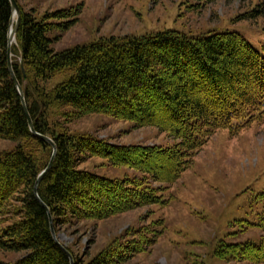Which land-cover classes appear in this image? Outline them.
<instances>
[{"label": "trees", "instance_id": "trees-1", "mask_svg": "<svg viewBox=\"0 0 264 264\" xmlns=\"http://www.w3.org/2000/svg\"><path fill=\"white\" fill-rule=\"evenodd\" d=\"M16 1L20 24L12 47L13 71L35 132L52 139L57 148L54 164L38 188L56 233L74 220H104L165 206L166 186L180 178L212 135L221 129L237 133L264 118V44L260 49L238 31L197 37L175 30L110 36L56 51L54 43L78 22L82 5L38 17ZM260 16L264 7L251 11L252 18ZM11 17L10 0H0V139L17 145L0 154V250L26 252L14 264H71L34 193L53 148L31 132L9 71ZM54 31L58 34L50 36ZM57 76L61 82L52 84ZM92 114L157 128L178 143L166 148L120 145L69 130L72 120ZM92 157L137 175L108 178L81 169ZM260 196L264 203V192ZM255 226L264 228V217ZM139 234L131 241L121 238L125 241L111 244L88 264L126 262L155 245L162 229L136 239ZM67 250L74 264H83ZM216 256L262 264L264 238L221 243Z\"/></svg>", "mask_w": 264, "mask_h": 264}, {"label": "rangeland", "instance_id": "rangeland-1", "mask_svg": "<svg viewBox=\"0 0 264 264\" xmlns=\"http://www.w3.org/2000/svg\"><path fill=\"white\" fill-rule=\"evenodd\" d=\"M20 5L38 17L82 5L78 22L54 43L56 51L104 37L165 30L193 37L238 31L258 48L264 44V16L251 17V11L264 7V0H21ZM57 34L54 31L50 36ZM61 80L57 76L52 84ZM52 121L58 120L53 117ZM67 126L74 134L95 135L120 145L166 148L178 143L157 128L136 127L132 121L103 114L72 120ZM16 146L0 139V154ZM80 168L108 178L137 175L98 157ZM166 187L165 206L138 208L104 220H74L58 228L57 239L88 264L111 244L131 241L134 233H140L137 239L162 229L155 245L120 264H249L222 260L216 253L221 243L244 244L264 238V228L255 226L264 217L260 196L264 192V118L237 133L217 131L191 158L180 178ZM25 254L0 250V264H14Z\"/></svg>", "mask_w": 264, "mask_h": 264}, {"label": "water", "instance_id": "water-1", "mask_svg": "<svg viewBox=\"0 0 264 264\" xmlns=\"http://www.w3.org/2000/svg\"><path fill=\"white\" fill-rule=\"evenodd\" d=\"M10 3H11L12 17H11L10 26H9L8 48H7V61H8L9 71L11 73L13 82H14L17 90H18V93L21 96V100H22V103H23V107H24L25 113H26L27 118H28V122H29V125H30V128H31V132L35 136H37L38 138H40V139H42V140L50 143V145L53 148V153H52V156L50 158V161H49L47 167L40 173V175L38 176V178L36 180L35 187H34V193H35V195L37 196V198L39 199V201L42 203V205L45 207V209L48 212V217H49V220H50L51 232H52V235H53L55 241L62 247V249L65 251V253L70 257L71 264H74V260H73V257L71 255V253L57 239L56 232H55V228H54V223H53V217H52L49 209L41 201V199L38 196V188H39V185L42 182V180L44 179V177L49 173V171L51 170V168H52V166L54 164V160H55V155H56L57 148H56V145H55V143L53 142L52 139H50L47 136H44V135H41V134L35 132L34 127H33L32 120H31V118H30V116L28 114L27 106H26L25 99H24L23 92H22V87H21L19 81L17 80V78H16V76L14 74V71H13V65H12V62H13L12 61V57H13L12 47H13V44L15 43V41H16V35H17V31H18L19 24H20V8H19V5H18V3H17L16 0H10Z\"/></svg>", "mask_w": 264, "mask_h": 264}]
</instances>
